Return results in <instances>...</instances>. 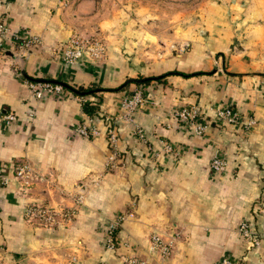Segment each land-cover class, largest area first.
Returning <instances> with one entry per match:
<instances>
[{
  "label": "crops",
  "instance_id": "0c3cea01",
  "mask_svg": "<svg viewBox=\"0 0 264 264\" xmlns=\"http://www.w3.org/2000/svg\"><path fill=\"white\" fill-rule=\"evenodd\" d=\"M119 8L118 0H0V20L9 26L0 46V109L16 115L10 123L0 117V166L12 174L14 164L24 161L32 174L24 189L16 178L0 184V260L9 255L21 264H68L72 258L74 264H131L128 259L137 257L143 260L137 264H211L229 255L235 264H264V240L247 252L236 232L242 219L258 222L255 204L264 195V64L251 59L244 39L235 38L234 21L239 26L244 18L237 11H217L210 15L209 29L194 36L198 46L192 42L185 49L192 41L187 32L181 49L167 50L161 39L153 42L128 21L116 27ZM74 33L104 36L105 60L64 62L61 44ZM33 35L40 38L37 44L19 48L18 37ZM174 67L204 72L96 91L92 112L84 109V97L67 87L35 99L24 82L41 77L73 86H116ZM136 86L145 95L134 113L144 136L116 120V157L110 163L113 148L105 124L96 136L79 134L74 127L97 111L115 118L119 100ZM186 103L205 107L204 134L181 125L172 113ZM225 103L243 122L253 116L254 124L244 130L241 124L215 120L210 107ZM31 109L35 114L26 121ZM165 142L178 151L165 150ZM216 150L227 157L221 172L209 167ZM30 203L75 205L76 213L66 227L47 236L25 219ZM127 212L131 215L117 229L119 244L109 251L104 229ZM152 232L164 238L177 232L168 257L149 249Z\"/></svg>",
  "mask_w": 264,
  "mask_h": 264
},
{
  "label": "built area",
  "instance_id": "2783aa9c",
  "mask_svg": "<svg viewBox=\"0 0 264 264\" xmlns=\"http://www.w3.org/2000/svg\"><path fill=\"white\" fill-rule=\"evenodd\" d=\"M9 32V26L4 20H0V46H3L4 37ZM17 38V36H16ZM19 42V48L28 49L31 46L37 44L40 41L39 36L33 35L25 38H17ZM107 55V43L96 36H84L82 34H71L68 38L61 44V58L66 63H75L80 59L87 58L94 62H102L105 60ZM18 76L22 74L15 70ZM24 82L31 91V95L35 99H41L46 94H60L63 89V84L60 82H54L49 80H33L30 78H24ZM143 88L136 86L129 94L123 96L118 103L119 111L115 113V118L113 115H109L104 111H97L93 113H88L85 115L84 119L79 121L74 127L75 132L82 134L84 136H96L101 132L100 125L105 124V133L109 144L113 150L108 155V162L112 161L116 157V151L114 147L117 145L118 141V126L115 125V121L124 122L126 126H129V130L134 135L143 138L144 129L142 126L138 125L134 120V113L144 104ZM205 107L198 103H186L175 107L172 113L177 117L181 125L191 127L193 132L196 134H204L206 130V122L203 119ZM214 110L215 120L222 123H227L231 125L241 124L244 130H247L251 125L254 124L255 119L253 116H247V121L243 122L242 117L239 112L229 103L222 104L216 108L210 107ZM35 114V111L31 109L28 112L26 121L31 120ZM0 117L5 123H10L16 119V115L13 111H6L0 109ZM113 121V122H112ZM164 148L170 152H177V146L165 142ZM227 165V157L224 150H216V153L210 159L209 167L214 172H221L225 170ZM30 167L27 162L19 161L14 164V171L12 174H6L2 171V166H0V184L6 185L13 178H16L20 184L21 189L26 188L30 184L31 178ZM255 211L258 216V222L253 223L242 219L237 223L236 232L242 237L245 250L247 252L257 248L262 240H264V195L257 198L255 204ZM39 214L43 218L49 217L46 214V209L41 208L39 205L28 204L25 208L24 215L27 219L33 215ZM131 215V212L126 214H120L114 222L109 224L104 229V240L103 244L109 251H114L119 240L117 238V229L119 223L126 216ZM177 232L171 234L168 238H164L159 232H152L149 235L148 247L152 251H157L162 258H166L172 252L174 246V239ZM123 245H128L127 240L123 241ZM131 264L142 263L137 257H132L128 259ZM236 261L229 255H222L211 264H235ZM68 264H74V258L70 259ZM106 264V263H102Z\"/></svg>",
  "mask_w": 264,
  "mask_h": 264
},
{
  "label": "rangeland",
  "instance_id": "374dc122",
  "mask_svg": "<svg viewBox=\"0 0 264 264\" xmlns=\"http://www.w3.org/2000/svg\"><path fill=\"white\" fill-rule=\"evenodd\" d=\"M120 4V13L116 21V27L121 25V22L132 27L140 28L146 36L153 42L159 44L158 39H161L169 48L188 49L193 43L194 47L198 46L194 41V36L201 33L205 28L209 29L210 15H215V12L221 11L225 14H232L234 11L239 12L244 21L236 27L235 38L244 39L243 46L251 50V59L264 64V0H118ZM128 11L129 14L123 12ZM206 29V30H207ZM159 34H150L155 33ZM192 41L189 45H183L182 41L187 38ZM101 38L106 42L102 35H92ZM198 37V35L196 36ZM193 42V43H192ZM107 43V42H106ZM180 48V49H181ZM217 55V54H216ZM217 57V56H216ZM81 201V196L78 197ZM39 205L46 209V214L49 217L43 218L42 215L33 214L28 219H25L34 224L37 230L42 228L45 234L53 235L57 228L69 222L76 213L75 205H45L42 203H31ZM53 233V234H49ZM17 257L1 258L0 264H21Z\"/></svg>",
  "mask_w": 264,
  "mask_h": 264
},
{
  "label": "trees",
  "instance_id": "16d2710c",
  "mask_svg": "<svg viewBox=\"0 0 264 264\" xmlns=\"http://www.w3.org/2000/svg\"><path fill=\"white\" fill-rule=\"evenodd\" d=\"M203 70H192V71H184L181 69H178L176 67L164 70L160 73L157 74H138L136 77H134L133 81L127 82L126 80H123L120 84L116 86H109V85H102L97 82H92L91 84L87 85H78V86H73L72 84L65 82L61 79H52V78H41V77H28L33 80H49V81H54V82H60L63 84V87H67L71 89L73 92L81 94L84 97V103L83 107L86 111L92 112L94 105L91 104V101H94L95 99H91V96L93 97L96 94V91L99 90H120L123 89L124 87H127L129 84L132 82H146L151 79H160L166 75L169 74H180L183 76H191V75H196L203 73ZM87 96H90V98H87ZM95 98V97H93Z\"/></svg>",
  "mask_w": 264,
  "mask_h": 264
},
{
  "label": "water",
  "instance_id": "95a60500",
  "mask_svg": "<svg viewBox=\"0 0 264 264\" xmlns=\"http://www.w3.org/2000/svg\"><path fill=\"white\" fill-rule=\"evenodd\" d=\"M132 80H133V78H128V79H127V81H132Z\"/></svg>",
  "mask_w": 264,
  "mask_h": 264
}]
</instances>
